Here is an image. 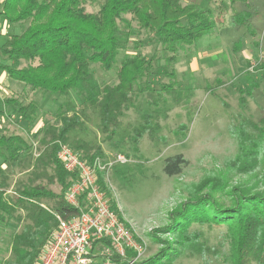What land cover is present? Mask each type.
Instances as JSON below:
<instances>
[{"label":"rangeland","instance_id":"obj_1","mask_svg":"<svg viewBox=\"0 0 264 264\" xmlns=\"http://www.w3.org/2000/svg\"><path fill=\"white\" fill-rule=\"evenodd\" d=\"M180 1L183 5L194 3L202 10L210 9L215 15L220 7L227 12L222 14V23L213 38L199 40L188 53L180 55L175 64L168 63L169 54L162 48L147 46L141 50L149 60L154 59L155 74L149 80V90L140 92L141 85L136 88L135 106L121 119L113 141H107L103 134L99 113L73 93L61 98L4 82L5 92L0 90L1 95L8 97L6 94L10 93L19 103H22L19 97L24 98V102L33 99L39 109L37 120L31 125L23 122L11 108L4 109V117L0 115V134L19 133L30 146L29 150H22L18 162L11 168L0 154V188L15 193L29 184L35 161L44 149L48 127L58 125L57 114L72 105L85 120V125L70 133L67 145L75 149L72 142L80 140L92 147L99 146L105 157L93 156L95 150H92L90 156L94 158L89 161L99 157L105 164L112 163L109 170L98 173V180L101 175L100 185L110 206L142 244L145 252L139 262L167 251L171 256L162 258L157 264H234L235 241L230 225L193 223L187 233L197 236L196 240L180 245L181 238L173 230L171 213L189 199L191 192L203 196L214 185H220L215 196L225 208L234 205L232 194L237 189L252 193L264 189V157L261 173L255 170L257 174L254 172L251 176L231 166L240 145L247 147L256 137L250 123L259 124L264 118V0H241L234 6L231 0ZM102 3L103 0L86 3L87 12L97 13ZM238 13H242L244 25L234 21ZM125 21L138 27L131 14L123 16L118 35L123 43L146 39L144 32L139 37H129L131 29ZM21 25L25 24H17L14 29L20 30ZM7 36L5 34L3 40ZM134 53L127 43V49L119 52L110 71L92 64L94 86L115 85L121 63ZM32 65L37 63L23 61L14 66ZM190 67L199 70L191 71ZM176 70L179 74L176 73L174 79L176 91L161 95L162 85L172 81L165 73ZM146 114L152 117L153 133L145 134L136 147L134 132L145 123ZM118 155L124 156L127 162L113 164ZM176 155H183L188 163L180 175L167 176L165 160ZM208 179L216 182L207 189ZM201 187L203 189L198 190ZM51 189L57 193L61 190L58 185ZM41 205L52 209L50 201L44 200ZM29 223L27 214L21 212L16 213L12 221L0 224V264L13 258L12 237L22 234ZM251 264H264V256Z\"/></svg>","mask_w":264,"mask_h":264},{"label":"trees","instance_id":"obj_2","mask_svg":"<svg viewBox=\"0 0 264 264\" xmlns=\"http://www.w3.org/2000/svg\"><path fill=\"white\" fill-rule=\"evenodd\" d=\"M237 1L243 0H231V4L234 6ZM97 2L0 0V16L8 23L26 25L22 34H11L0 46V70L31 91L61 98L73 93L84 99L99 113L101 129L110 142L117 135L121 119L135 106L133 95L136 88L141 85L140 92L150 89L149 80L155 74L154 59L149 60L141 50L147 46L162 48L163 52L169 54L168 63L175 64L179 56L188 53L199 40L214 36L222 23V14L227 11L220 7L215 15L210 9L202 10L194 3L183 5L180 0H103L97 13L87 12L86 3ZM127 14H131L138 25L134 28L130 21H125L131 29L129 37H139L144 32L145 40L123 43L119 39V22ZM242 17V13L235 14L234 21L244 25ZM127 43L135 53L121 63L117 71L118 82L115 85L94 86L91 65L98 64L110 71L119 52L127 49ZM23 61L37 65L14 66ZM165 74L172 81L162 85L161 95L176 91V73ZM19 98L22 103L18 98L11 97L0 101V104L14 109L26 123H35L38 103L35 100L24 102V98ZM70 111H74L72 105L57 114L58 125L48 127L44 149L35 161L29 184L21 186L16 195L10 197L5 188H0V224L12 221L14 215L21 212H25L30 220L22 234L12 237L13 258L5 264H36L41 249L57 228L54 213L65 218L79 213L65 199L76 175L66 171L57 157L59 142L68 144L70 133L85 125V120L78 113L74 111L70 116ZM144 118L145 123L134 132L133 143L136 147L145 134L153 133L151 115L146 114ZM250 125L256 137L249 141V146L240 145L239 154L231 166L251 176L255 170L260 173L263 170L264 118L259 124L251 122ZM72 143L75 145V149H72L81 153L84 159L94 158L90 156L92 150H95L93 156L105 157L99 146L92 147L80 140ZM23 149L29 150L30 146L22 136L11 132L0 135V154L8 168L18 162ZM187 163L183 155L169 157L165 160L164 173L170 177L180 175ZM206 182L208 187L205 188L208 189L216 181L208 179ZM54 185L60 187L59 193L51 189ZM218 186L214 185L203 196L191 192L189 199L171 213L173 230L181 238L178 244L196 240L197 236L187 233L193 223H222L230 225L234 235V264L259 261L264 256V189L253 193L243 188L237 189L232 194L234 205L225 208L215 196L219 191ZM202 187L198 190H202ZM44 200L52 202L51 211L41 206ZM169 256L167 251H162L156 258L135 264H157ZM118 263L126 264L122 260Z\"/></svg>","mask_w":264,"mask_h":264},{"label":"built area","instance_id":"obj_3","mask_svg":"<svg viewBox=\"0 0 264 264\" xmlns=\"http://www.w3.org/2000/svg\"><path fill=\"white\" fill-rule=\"evenodd\" d=\"M57 157L66 171L76 175L66 192L67 203L79 213L65 218L54 213L58 225L41 249L36 264H126L139 262L144 248L110 206L98 180V173L112 163L84 159L69 145L59 142ZM118 155L115 163H125Z\"/></svg>","mask_w":264,"mask_h":264},{"label":"crops","instance_id":"obj_4","mask_svg":"<svg viewBox=\"0 0 264 264\" xmlns=\"http://www.w3.org/2000/svg\"><path fill=\"white\" fill-rule=\"evenodd\" d=\"M17 24H21V23H8L2 16H0V42L3 44L8 38H9V36L11 35V34H22L23 32H24V26H26V25H21V27H20V30H18V29H14L15 28V26L17 25ZM26 28V27H25ZM11 30V31H10ZM10 31V32H9ZM13 31V32H12ZM5 34H8V36L6 37V40H3L4 39V35ZM208 38H213V36H211V37H208ZM2 44H0V46L2 45ZM191 69V71H197V70H199V68H194V67H190ZM175 73H177V75L179 76V74H178V72H177V70H176V72ZM8 82L9 83V85H11L10 83H12V85H14V86H17V88L19 87V86H22V88H23V90H24V88H25V85L24 84H22V83H20V82H14L13 81V79H11L8 75H7V73L6 72H4V71H2V70H0V90H1V92L2 93H4L5 92V90H3V84H4V82ZM6 94V93H5ZM9 94V95H8ZM6 96H8V97H5V95L3 94V95H1L0 94V101L1 102H3V101H5L6 99H8V98H11V94L10 93H7L6 94ZM33 100V99H32ZM28 102V101H27ZM1 107H3V109L1 108ZM6 108H8V107H6L4 104H0V115H2L3 116V112H4V109H6ZM9 109V108H8ZM12 109V108H11ZM14 110V109H13ZM16 114V113H15ZM17 115V114H16ZM18 116V115H17ZM4 117V116H3ZM19 117V116H18ZM20 118V117H19ZM21 119V118H20ZM22 120V119H21ZM23 121V120H22ZM23 122H25V121H23ZM26 123V122H25ZM28 124V123H27ZM29 125H31V124H29ZM5 133H9V131H6V132H4V133H2V134H5ZM11 133H13V132H11ZM16 135H20L19 133H16V132H14ZM1 135V134H0ZM20 136H22V135H20ZM23 137V136H22ZM24 138V137H23ZM25 139V138H24ZM26 140V139H25ZM27 141V140H26ZM6 193H7V195L10 197V196H13V195H16V193L17 192H15V193H9L8 191H6ZM42 207H44L45 209H47V207H45L44 205H41ZM52 209H53V207H52ZM48 211H51V210H49V209H47Z\"/></svg>","mask_w":264,"mask_h":264}]
</instances>
